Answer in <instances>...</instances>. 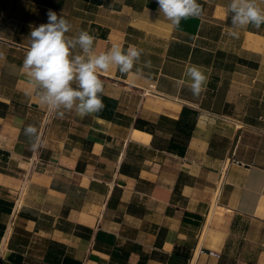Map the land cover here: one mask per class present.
<instances>
[{
  "label": "crops",
  "instance_id": "obj_1",
  "mask_svg": "<svg viewBox=\"0 0 264 264\" xmlns=\"http://www.w3.org/2000/svg\"><path fill=\"white\" fill-rule=\"evenodd\" d=\"M230 2L197 0L175 27L157 0H0L3 264H264V24L234 29ZM48 10L97 54L143 49L130 73L98 74L103 111L40 103L22 65Z\"/></svg>",
  "mask_w": 264,
  "mask_h": 264
},
{
  "label": "clouds",
  "instance_id": "obj_2",
  "mask_svg": "<svg viewBox=\"0 0 264 264\" xmlns=\"http://www.w3.org/2000/svg\"><path fill=\"white\" fill-rule=\"evenodd\" d=\"M157 3L160 12L175 27H179L181 20L199 17L202 13L197 0H157ZM227 8L232 14L234 29L246 28L250 24L259 28L264 24V8L258 5L257 0H231ZM47 17V23L32 28L28 37L30 46L22 65L37 88L40 103L60 117L64 111L73 109L81 117L103 111L104 84L98 74L108 72L113 66L121 74L130 73L140 63L143 49L130 45L124 50L113 45L97 54L93 47L95 37L88 31L66 35L72 29L67 19L61 15L58 17L52 10H48ZM231 35H236V32ZM3 57L4 53L0 52V58ZM144 66L150 67V62H144ZM186 75L191 78L189 87L193 96L199 97L208 77L196 65L189 66ZM24 135L33 149L39 145L40 137L35 126L25 127Z\"/></svg>",
  "mask_w": 264,
  "mask_h": 264
},
{
  "label": "built area",
  "instance_id": "obj_3",
  "mask_svg": "<svg viewBox=\"0 0 264 264\" xmlns=\"http://www.w3.org/2000/svg\"><path fill=\"white\" fill-rule=\"evenodd\" d=\"M151 88H152V86H150V89ZM231 162L235 163V164H240V162L235 161L234 159H232ZM17 203H18V201H15L14 205L17 206ZM209 255L216 258V259L220 258V255L218 253H215V252H209ZM7 256H8V247H7V244L4 241V239H2V240H0V264L4 263Z\"/></svg>",
  "mask_w": 264,
  "mask_h": 264
}]
</instances>
